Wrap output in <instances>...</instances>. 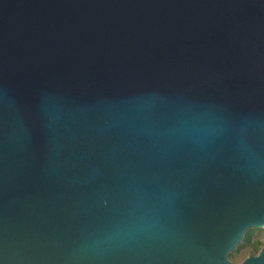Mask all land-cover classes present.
Returning <instances> with one entry per match:
<instances>
[{
	"label": "water",
	"instance_id": "obj_1",
	"mask_svg": "<svg viewBox=\"0 0 264 264\" xmlns=\"http://www.w3.org/2000/svg\"><path fill=\"white\" fill-rule=\"evenodd\" d=\"M264 0H0V264H264Z\"/></svg>",
	"mask_w": 264,
	"mask_h": 264
},
{
	"label": "rangeland",
	"instance_id": "obj_2",
	"mask_svg": "<svg viewBox=\"0 0 264 264\" xmlns=\"http://www.w3.org/2000/svg\"><path fill=\"white\" fill-rule=\"evenodd\" d=\"M264 244V227L250 228L240 244L232 250L228 257L234 263L244 260L249 254H256Z\"/></svg>",
	"mask_w": 264,
	"mask_h": 264
}]
</instances>
